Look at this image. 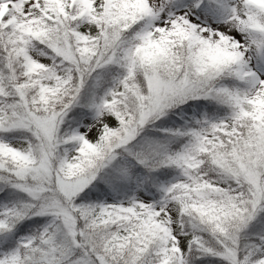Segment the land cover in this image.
Returning <instances> with one entry per match:
<instances>
[{"label": "snow or ice", "instance_id": "1", "mask_svg": "<svg viewBox=\"0 0 264 264\" xmlns=\"http://www.w3.org/2000/svg\"><path fill=\"white\" fill-rule=\"evenodd\" d=\"M0 264H264V0H0Z\"/></svg>", "mask_w": 264, "mask_h": 264}]
</instances>
